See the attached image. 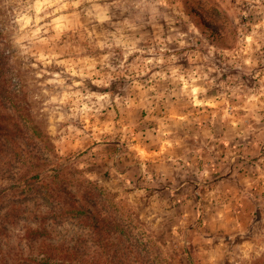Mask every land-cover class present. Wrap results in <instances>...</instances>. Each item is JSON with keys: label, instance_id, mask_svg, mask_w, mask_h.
I'll list each match as a JSON object with an SVG mask.
<instances>
[{"label": "rangeland", "instance_id": "1", "mask_svg": "<svg viewBox=\"0 0 264 264\" xmlns=\"http://www.w3.org/2000/svg\"><path fill=\"white\" fill-rule=\"evenodd\" d=\"M0 57V264H264V0H0Z\"/></svg>", "mask_w": 264, "mask_h": 264}, {"label": "trees", "instance_id": "2", "mask_svg": "<svg viewBox=\"0 0 264 264\" xmlns=\"http://www.w3.org/2000/svg\"><path fill=\"white\" fill-rule=\"evenodd\" d=\"M0 65H2V57H0ZM9 92L10 90H9L8 82L6 83V81L3 80V78L0 76V94L5 95V94H8ZM6 97L11 99L9 94L5 95V98ZM4 129L7 133L10 132V129L7 126L4 127ZM64 204L67 205V209L63 213H70L76 216L80 215L84 219H89L90 220L89 225H91L93 229H96L97 231H99L98 233L103 236L109 235V232L111 231V228L113 227L121 228L119 224H114V222H112L114 218H112L111 216L100 218V216H98L97 214H93L89 210L84 209V207L79 206V204L74 200L65 198ZM146 246H148L147 243H146ZM52 259L53 257H50L49 259L47 257H43L41 258V261H44V262L49 261L48 264H58L56 262H52L51 261Z\"/></svg>", "mask_w": 264, "mask_h": 264}]
</instances>
